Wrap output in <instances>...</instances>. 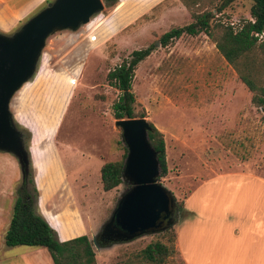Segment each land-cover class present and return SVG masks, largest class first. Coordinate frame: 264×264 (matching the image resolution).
<instances>
[{
	"label": "rangeland",
	"instance_id": "rangeland-1",
	"mask_svg": "<svg viewBox=\"0 0 264 264\" xmlns=\"http://www.w3.org/2000/svg\"><path fill=\"white\" fill-rule=\"evenodd\" d=\"M50 1L0 0V32L10 35ZM102 3L103 9L88 23L75 31H56L45 39L33 80L20 88L31 97L32 104L17 113L18 91L9 103L15 125L25 131L29 173L37 188V199L42 196L43 208L56 215L61 224L79 225V231L89 240L130 186L123 180L103 191L99 167L105 161H123L126 155L120 130L113 125L111 107L120 92L107 84L105 75L132 50L152 47L134 70L132 116L142 114L163 135L168 172L159 176L158 182L172 193L175 209L191 189L184 186L185 178L200 171L196 161L240 160L242 168L264 176V112L251 105L250 93L214 44L203 33L183 34L164 47L158 43L161 33L191 20L180 2ZM219 3L202 0L200 8L212 12V22L235 28L250 19V0H233L215 12ZM71 32L77 35L71 36ZM61 71L67 76L58 82L55 75ZM40 86L48 87V96L56 97L55 105L50 107L48 98L46 106L37 109L33 95ZM20 178L15 157L0 151V232L8 224ZM176 189L182 194L177 199ZM175 224L169 226L173 231ZM154 234L112 244L111 250L91 246L98 264H123ZM27 249L30 246H5L0 240L1 264H18ZM41 249L50 261L47 250ZM163 264L183 263L175 254Z\"/></svg>",
	"mask_w": 264,
	"mask_h": 264
},
{
	"label": "trees",
	"instance_id": "trees-1",
	"mask_svg": "<svg viewBox=\"0 0 264 264\" xmlns=\"http://www.w3.org/2000/svg\"><path fill=\"white\" fill-rule=\"evenodd\" d=\"M106 6L115 5L119 0H103ZM188 11L191 20L179 27L170 28L161 33L158 43L164 47L183 34L195 36L203 33L213 44L223 60L232 68L240 82L250 93L251 105L264 112V0H250V19L244 20L233 28L213 21L209 9L200 8L202 0H178ZM211 1V0H209ZM233 0H220L215 12H220ZM152 51L151 46L132 50L107 71V84L120 94L112 103L114 119L133 117L134 97L131 81L135 67ZM139 117H143L142 114ZM15 124V123H14ZM147 139L156 153L159 176H165V147L162 133L149 121ZM15 127L21 134L24 148V128ZM125 151L126 148L122 147ZM125 157V155H123ZM28 169L21 174L20 183L14 190L7 227L3 233L6 246H42L52 264H95L91 241L85 234L65 240L57 238L55 230L49 226L37 206V188ZM123 161H105L99 167V181L103 191L120 184ZM179 210L180 206H176ZM176 254L174 231L167 227L153 235L136 253L129 256L123 264H163Z\"/></svg>",
	"mask_w": 264,
	"mask_h": 264
},
{
	"label": "water",
	"instance_id": "water-1",
	"mask_svg": "<svg viewBox=\"0 0 264 264\" xmlns=\"http://www.w3.org/2000/svg\"><path fill=\"white\" fill-rule=\"evenodd\" d=\"M102 9V0H52L10 35L0 32V151L15 157L21 174L28 169V153L9 111L10 100L36 71L50 34L75 31ZM113 125L126 147L121 179L130 186L91 236L95 249L162 231L177 216L171 192L158 182L159 166L147 139V121L125 117L114 119Z\"/></svg>",
	"mask_w": 264,
	"mask_h": 264
},
{
	"label": "crops",
	"instance_id": "crops-1",
	"mask_svg": "<svg viewBox=\"0 0 264 264\" xmlns=\"http://www.w3.org/2000/svg\"><path fill=\"white\" fill-rule=\"evenodd\" d=\"M70 35L77 34L71 32ZM57 73L55 78L58 82L67 76L62 71ZM35 74L25 83L30 84ZM20 88V99L16 102L17 113L22 112L28 103L32 104L31 97L25 96ZM47 88L40 86L35 90L33 97L37 109L46 106L48 98H51L50 107L57 103L54 102V95L48 96ZM23 118L27 119L25 115ZM23 126L26 125L23 123ZM78 158L84 160L80 155ZM197 162L200 171L190 178H185L184 186H191V189L181 198L180 217L177 220V213V222L175 221L176 255L183 264H264V176L250 168H242L240 160L223 162L224 164L211 160L206 163ZM180 186L184 187L182 184ZM177 195H182L178 189L174 194L176 199ZM37 206L43 218L55 230L59 240L82 234L79 225L61 224L56 215L43 208L44 203L40 195ZM5 229L0 232L2 243ZM30 248L21 255L18 264H52L51 260L46 259L42 246ZM103 248L112 249L109 246ZM94 258L95 264H98L95 251Z\"/></svg>",
	"mask_w": 264,
	"mask_h": 264
}]
</instances>
